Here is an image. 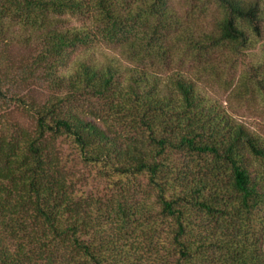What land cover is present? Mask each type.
<instances>
[{
  "label": "trees",
  "instance_id": "trees-1",
  "mask_svg": "<svg viewBox=\"0 0 264 264\" xmlns=\"http://www.w3.org/2000/svg\"><path fill=\"white\" fill-rule=\"evenodd\" d=\"M208 1L198 33L170 0H0L48 91L0 117V264H264V138L180 68L226 52L264 100V0ZM13 75L0 52V95Z\"/></svg>",
  "mask_w": 264,
  "mask_h": 264
},
{
  "label": "rangeland",
  "instance_id": "rangeland-1",
  "mask_svg": "<svg viewBox=\"0 0 264 264\" xmlns=\"http://www.w3.org/2000/svg\"><path fill=\"white\" fill-rule=\"evenodd\" d=\"M171 10L182 23V31L188 28L190 31H201L207 29L215 17L219 15V9L208 0H170ZM73 25H80V19H72ZM182 33V32H181ZM26 32L17 29L16 39L2 45L0 52H6L7 61L13 72V79L6 80L0 95V117L10 120H20L28 123L26 116L22 114L25 104L31 100L42 104L46 101L48 91L34 81H23V71L29 67L39 53L38 47L24 42ZM20 36H23L20 38ZM180 52H201L194 47H182ZM99 52L109 58H120L126 65L132 62L120 54V50L113 45H102ZM122 52V51H121ZM102 56V57H103ZM181 67L188 76L198 80V85L214 101L228 111L237 121L245 124L256 134L264 138V100L255 94H239L235 89L241 65L232 58H228L226 52H218L208 61L200 57L183 56ZM180 65V63H179ZM3 72L6 67H2ZM27 77V76H26ZM87 174V171L85 172ZM95 188L92 183L89 190Z\"/></svg>",
  "mask_w": 264,
  "mask_h": 264
}]
</instances>
